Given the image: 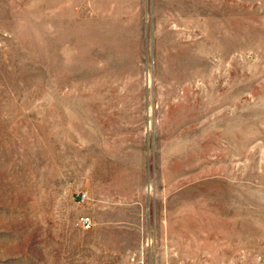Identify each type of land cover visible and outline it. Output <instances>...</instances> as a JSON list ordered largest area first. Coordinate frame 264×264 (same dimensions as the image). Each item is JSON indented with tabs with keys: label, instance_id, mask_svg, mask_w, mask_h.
<instances>
[{
	"label": "rangeland",
	"instance_id": "obj_1",
	"mask_svg": "<svg viewBox=\"0 0 264 264\" xmlns=\"http://www.w3.org/2000/svg\"><path fill=\"white\" fill-rule=\"evenodd\" d=\"M0 264H264V0H0Z\"/></svg>",
	"mask_w": 264,
	"mask_h": 264
},
{
	"label": "built area",
	"instance_id": "obj_2",
	"mask_svg": "<svg viewBox=\"0 0 264 264\" xmlns=\"http://www.w3.org/2000/svg\"><path fill=\"white\" fill-rule=\"evenodd\" d=\"M80 225L84 229L89 230L92 227V222H91V220L89 218L82 217V219L80 220Z\"/></svg>",
	"mask_w": 264,
	"mask_h": 264
}]
</instances>
